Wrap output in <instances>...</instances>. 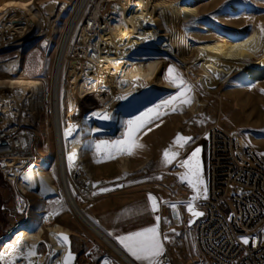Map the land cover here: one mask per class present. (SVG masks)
Wrapping results in <instances>:
<instances>
[{"label": "rangeland", "instance_id": "1", "mask_svg": "<svg viewBox=\"0 0 264 264\" xmlns=\"http://www.w3.org/2000/svg\"><path fill=\"white\" fill-rule=\"evenodd\" d=\"M55 1L61 5L68 3V0H36V11L44 16L45 3ZM168 1H182L199 11L197 17L186 23L169 12H162L160 9L153 11L159 18L160 35L172 40L175 44L174 50L181 58H186V61L194 60L197 53L195 48L199 44L223 39L236 41L255 31L264 38L260 32L261 27L264 26V0ZM80 2L81 0H76L65 14H60L61 5L59 6L57 18L54 20L56 31H49L48 28L42 38L30 37L23 41H20L21 38L14 33L9 37L10 40L8 39V43L11 44H6L0 49V85L1 82L7 81L6 78L21 75L46 81L45 90L34 92L29 97L28 104L32 106L27 111L28 121L23 119L22 122L13 123L16 124L14 128H26L34 132L37 162L40 165L49 164V171L53 174L58 189L55 198L40 200L35 196L23 195L16 187L12 188L4 182L0 172V213L5 222H23V226L12 235L0 238V248L11 239L20 241L24 233L21 229L26 230L25 232H37L42 225L59 224L72 231L73 253L78 255V251H83L81 262H86L88 258L86 253L95 251L98 245L103 246L110 254H114L83 226L62 191L51 113L52 85L59 48ZM163 4H165L164 0L155 1L156 6ZM19 18L25 19L24 16ZM118 18L123 19L121 15ZM82 32L81 27L75 31L68 50L71 57L75 55L76 50H82L79 40ZM91 45L85 46L86 50L90 48L97 51L95 46ZM144 48L146 50L137 52L134 57L151 61H168L162 79L175 89L166 91L160 99L144 106L138 113L126 114L123 129L114 125L112 131L103 130L95 133L91 127L88 128V133L84 135L83 163L89 166L95 181L105 182L104 187L112 191L98 194L91 200L82 199L76 194V199L93 222L122 248L119 243L120 237L145 228L146 221L143 220L146 205L152 212V219L158 224L163 250L167 245L173 257V264H205L194 238V222L198 216H193L188 211V205L191 203L192 208L199 212L198 202L206 195L203 189L205 187L207 189L208 130L212 126H218L226 131H237L248 144L258 152L264 153V107H259V104H264V91H262L264 82L249 81L244 74H235L220 89L206 90L203 82L200 81L201 71L198 67L194 68V72L183 69L180 62L163 54L157 44ZM169 68L174 69L172 76L178 77L175 83L170 78H166ZM65 72L68 74V70ZM64 80L65 78L63 82ZM181 80L183 84L180 83ZM182 90L184 98L190 100V103L174 101L175 111L171 110L173 105L167 108L162 106V102L176 96ZM96 106L98 103L94 97L84 98L77 105L74 119H82L87 111L97 108ZM157 106L161 107L157 108ZM149 109H157L160 116L136 134L137 142L143 144V148L134 149L132 155L117 154L113 159H108L103 152H97L95 145L101 141L125 140L128 132L126 122ZM68 121L67 113L65 116L67 126H69ZM46 133L50 142L47 147ZM177 134L191 139L187 140L183 147H179L177 143H173ZM197 148L200 149L198 159L203 185H198L197 189H194L189 184V180L194 181L195 178L189 175L188 169L181 167L180 163L187 160ZM166 149H170V156L171 153H178L171 163L165 162L163 153ZM46 154L48 157L45 156ZM122 166H126L129 172L123 173ZM150 194L155 199L156 211H153L152 201L148 199ZM16 206L19 207V211L24 210V212L19 214ZM174 212L182 217L183 224L180 227L173 222V218L176 217ZM49 214H54V221H44ZM157 216L160 217L159 221L156 220ZM164 239L168 241L165 243ZM45 240L47 244L42 243L38 249L42 255H48L50 252L48 235H45ZM95 264H99V261Z\"/></svg>", "mask_w": 264, "mask_h": 264}, {"label": "bare ground", "instance_id": "2", "mask_svg": "<svg viewBox=\"0 0 264 264\" xmlns=\"http://www.w3.org/2000/svg\"><path fill=\"white\" fill-rule=\"evenodd\" d=\"M87 1L81 0L67 26L53 77L51 113L62 191L75 216L96 235L102 245L110 249L124 264H136L93 222L76 199L78 190L75 185L77 178L74 177V170L78 165H81L86 181L92 186L91 196L112 191L104 187L105 182L95 181L89 166L83 163L84 135L88 133L89 127L95 133L103 130L112 131L114 125L123 129L126 114L138 113L144 106L160 99L166 91L175 89L162 79L168 61H151L134 57L137 52L146 50L144 47L157 44L163 54L180 62L187 71L194 72V68L198 67L201 71L200 81L203 82L205 89L217 90L235 74H244L249 81L264 82V38L255 31L236 41L223 39L199 44L195 48L197 53L194 60L186 61V58V60L181 58L174 50L173 41L167 36L160 35L159 18L153 11L160 9L162 12H169L186 23L198 16L197 8L182 1L164 0L165 4L156 6V0H122L119 13L123 19L118 18L111 30L100 39L92 40L82 32L79 39L82 50H76L74 57H71L68 54L69 45ZM75 2L76 0H68V3L62 5L56 1L46 2L45 15L41 16L36 11V0H0V49L6 44H11L8 43V39L14 33H17L18 38H21L20 41H23L30 37L42 38L48 28L49 31H54L56 29L54 20L57 18L59 6L61 5L60 14H65ZM20 16H24L25 19H20ZM37 30L38 33L35 32ZM91 44L97 51L89 48L86 50L85 46ZM67 70L68 74L65 72ZM64 78L65 82H63ZM6 79L7 81L1 82L0 85L2 91L0 92V115H2L0 125L15 126L16 124L13 123L15 121L22 122L23 119L28 121L27 111L32 106L28 104L29 97L34 92L45 90L46 81L22 75ZM90 96L97 101V108L90 109L82 119L75 120L77 105ZM260 106L264 107V104H259ZM66 112L69 126L65 124ZM103 114H107L109 119H101L100 116ZM66 132L69 133L67 136ZM45 135L47 147L50 144L49 135L47 133ZM185 143L186 141H179L177 145L181 147L180 145L184 146ZM70 155L73 156L71 161ZM45 156L48 157V154ZM21 166L10 164L12 168L9 169L7 176L9 182L20 193L35 196L40 200L56 197L58 189L55 178L49 171V164L40 165L38 162H33L20 170ZM122 172L127 173L129 170L126 166H122ZM54 219V214H49L44 221L50 222ZM178 221H182L180 214ZM61 234L68 237L66 243L59 239ZM45 235H48L49 239L48 255H42L38 251L39 246L46 243ZM70 237V230L62 225H42L37 232H24L20 241L11 239L3 244L0 248V264L47 262L64 264L69 253L72 255L69 264H80L78 255L73 253ZM29 251H34L35 255L28 257Z\"/></svg>", "mask_w": 264, "mask_h": 264}, {"label": "built area", "instance_id": "3", "mask_svg": "<svg viewBox=\"0 0 264 264\" xmlns=\"http://www.w3.org/2000/svg\"><path fill=\"white\" fill-rule=\"evenodd\" d=\"M121 3L122 0H88L76 31L81 27L92 40L104 37L118 21ZM35 145L32 130L0 125V172L12 188L15 186L7 177L10 164L22 165V170L37 162ZM81 170V165L74 170L76 194L91 200L92 186ZM206 197L198 202L203 215L194 222L195 244L205 264H264V153L237 131L218 126L208 130ZM16 209L20 212L18 206ZM173 222L177 227L183 224L178 216ZM243 238L248 239L247 244ZM86 255L87 261L79 260L80 264H124L101 245ZM157 259L158 264H173L167 245Z\"/></svg>", "mask_w": 264, "mask_h": 264}, {"label": "snow or ice", "instance_id": "4", "mask_svg": "<svg viewBox=\"0 0 264 264\" xmlns=\"http://www.w3.org/2000/svg\"><path fill=\"white\" fill-rule=\"evenodd\" d=\"M261 33L264 35V26L261 27ZM174 72L173 68L168 69V77L170 78L173 83L176 82L178 77L172 76ZM183 84V81H180ZM190 90V89H189ZM264 91V90H262ZM174 101H179L181 103H190V100L184 98L183 90L181 93H178L176 96L169 97L167 101L162 102V106L167 108L170 105H173L171 108L172 111H175V106L173 104ZM161 106H157L160 108ZM95 115V114H94ZM160 113L157 109H149L147 112L142 113L140 116L134 118L133 120L127 121L128 125V132L126 133L127 138L123 141L117 140L112 142L101 141L95 145L97 152H103L106 154L108 159H113L117 154H124V155H132L134 154V149H141L144 147L143 144L137 142L136 134L143 128L145 125L150 124L153 119H158ZM101 119H109L107 114H103L100 116ZM74 127V126H73ZM151 129H149L150 131ZM69 133L66 132V136ZM191 138L182 137L177 134L176 140L173 142L174 144L179 141H187ZM183 147V144L180 145ZM200 149L197 148L194 152H192L191 156L180 163L181 167L188 169V174L193 176L195 179L189 180V184L194 188L197 189L198 185H203V180L201 179L200 173V162L198 159V154ZM74 155V154H73ZM178 155V153H171L170 156V149H166L163 153L164 159L166 163H171L173 159ZM73 156H69V160L71 161ZM107 191V189H103ZM204 193L206 194L207 189L206 187L203 189ZM207 198L206 195L204 197ZM148 199L152 201V209L153 211L157 210V206L155 203L154 197L149 195ZM195 199V197H193ZM188 211L192 213L193 216H202V212L195 211L191 203L188 205ZM156 220L159 221L160 217H156ZM166 238V237H165ZM59 239L62 242H67L68 237L66 235L61 234ZM243 242L245 244L248 243L247 238H243ZM119 243L123 246V248L136 260L138 261H147V264H158V257L163 253V245L160 240V233L158 231V224L157 226L150 227L144 229L143 231L133 232L128 234L127 236H123L119 238ZM28 257L34 256V251L28 252ZM72 259L71 253L65 258L64 264H69V261Z\"/></svg>", "mask_w": 264, "mask_h": 264}, {"label": "crops", "instance_id": "5", "mask_svg": "<svg viewBox=\"0 0 264 264\" xmlns=\"http://www.w3.org/2000/svg\"><path fill=\"white\" fill-rule=\"evenodd\" d=\"M144 205L146 204V203H143ZM145 208H146V214H145V218H144V220L143 221H146V226H145V228L144 229H147V228H150V227H154V226H157V223H156V221L155 220H153L152 219V212H150L151 210L150 209H148L147 207H146V205H145ZM6 212V211H5ZM18 212V211H17ZM22 211H20V212H18L19 214L21 213ZM3 215H1V213H0V219H2V221H0V234H1V236H0V238H3V237H7L8 235H12L13 233H14V231H16L17 229H19L20 227H22L23 226V222H21V223H19V222H15V221H4V217H2ZM83 226L84 227H86L84 224H83ZM64 227V226H63ZM66 228V227H65ZM87 228V227H86ZM66 229H68V228H66ZM144 229H142V231L144 230ZM68 230H70V229H68ZM87 230H88V228H87ZM21 231L22 232H25L26 230H23V229H21ZM90 233H92L90 230H88ZM70 232H71V235H73V233H72V231L70 230ZM93 234V233H92ZM107 234V233H106ZM94 235V234H93ZM108 235V234H107ZM95 237H96V235H94ZM109 236V235H108ZM110 237V236H109ZM70 238H72V242H73V247H74V238L73 237H70ZM97 238V237H96ZM111 238V237H110ZM112 239V238H111ZM71 240V239H70ZM113 240V239H112ZM114 241V240H113ZM71 242V243H72ZM115 242V241H114ZM116 244H117V242H116ZM119 245V244H118ZM120 246V245H119ZM121 247V246H120ZM122 248V247H121ZM123 249V248H122ZM124 250V249H123ZM75 251V250H74ZM125 251V250H124ZM83 251H81V252H77L78 253V255L80 256V258H79V260H81L82 259V257H81V253H82ZM125 253L136 263V264H147V261H138V260H136L133 256H131L129 253H127L126 251H125Z\"/></svg>", "mask_w": 264, "mask_h": 264}, {"label": "water", "instance_id": "6", "mask_svg": "<svg viewBox=\"0 0 264 264\" xmlns=\"http://www.w3.org/2000/svg\"><path fill=\"white\" fill-rule=\"evenodd\" d=\"M174 216H177V213L176 212H174Z\"/></svg>", "mask_w": 264, "mask_h": 264}]
</instances>
